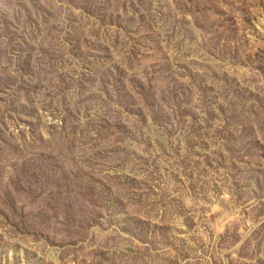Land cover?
Returning a JSON list of instances; mask_svg holds the SVG:
<instances>
[{
  "label": "rangeland",
  "instance_id": "rangeland-1",
  "mask_svg": "<svg viewBox=\"0 0 264 264\" xmlns=\"http://www.w3.org/2000/svg\"><path fill=\"white\" fill-rule=\"evenodd\" d=\"M0 264H264V0H0Z\"/></svg>",
  "mask_w": 264,
  "mask_h": 264
}]
</instances>
